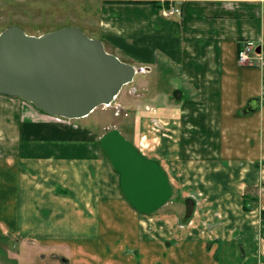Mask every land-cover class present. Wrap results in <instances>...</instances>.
I'll list each match as a JSON object with an SVG mask.
<instances>
[{
	"label": "crops",
	"instance_id": "1",
	"mask_svg": "<svg viewBox=\"0 0 264 264\" xmlns=\"http://www.w3.org/2000/svg\"><path fill=\"white\" fill-rule=\"evenodd\" d=\"M66 1L85 4L107 51L147 68L124 95V131L184 200L140 213L96 131L0 93V239L65 249L67 264H264V0ZM173 5L181 16L164 15ZM248 41L252 65L239 61Z\"/></svg>",
	"mask_w": 264,
	"mask_h": 264
},
{
	"label": "water",
	"instance_id": "2",
	"mask_svg": "<svg viewBox=\"0 0 264 264\" xmlns=\"http://www.w3.org/2000/svg\"><path fill=\"white\" fill-rule=\"evenodd\" d=\"M141 71L76 25L41 35L12 25L0 33V93L32 102L54 116L79 119L114 103ZM257 108L252 99L244 111ZM99 144L136 210L151 214L169 202L173 186L157 159L146 156L117 127L108 129Z\"/></svg>",
	"mask_w": 264,
	"mask_h": 264
},
{
	"label": "rangeland",
	"instance_id": "3",
	"mask_svg": "<svg viewBox=\"0 0 264 264\" xmlns=\"http://www.w3.org/2000/svg\"><path fill=\"white\" fill-rule=\"evenodd\" d=\"M84 5V3L67 2L66 0L57 2L33 0V2L21 1L20 3L14 0H1L0 30L3 31L9 26L18 25L28 33L32 30L76 25L81 27L85 33L89 35L88 33L90 32L84 24L85 21L81 17L82 14L79 16L80 12L78 11ZM83 14H85V12ZM77 15L79 16L78 19L75 18ZM141 76L142 75L138 73L135 76L134 83L125 85L113 104L109 106H100L85 118L72 120V124L76 127L82 125L83 127L85 126L96 131L99 140L108 129L117 127L126 138L133 141L132 136L124 131L128 121L131 123V120H133V115L130 117L126 116L128 115V112L123 109L122 102L124 95L127 94L129 90H132L135 87V84L142 79ZM132 93L137 94V89L133 90ZM105 156V152L102 149L99 150V160L103 159ZM258 160H260V157ZM259 166L264 169V158H261V164ZM83 168L81 170H83ZM58 174L59 172L51 173L55 178L58 177ZM83 176L84 172L82 171V177ZM173 190V196L169 202L161 208V210L174 211L178 208L177 201L179 202L180 200V202H183V196L177 195L178 193L175 186H173ZM247 192H249L248 198H250L248 200L249 206L252 208L258 206V209H261L260 200L257 199L256 201L251 198V196L254 197L256 193L254 194L250 191ZM177 197H179V200H177ZM192 198L196 207L200 201L199 196H192ZM181 218L185 219L186 217L182 216ZM261 218L264 219V214H262ZM184 221L185 220H183V222ZM64 250H60L57 247L46 246L37 241L32 242L30 240L10 236L6 239H0V264H67L65 261L68 259L65 257L67 255Z\"/></svg>",
	"mask_w": 264,
	"mask_h": 264
},
{
	"label": "built area",
	"instance_id": "4",
	"mask_svg": "<svg viewBox=\"0 0 264 264\" xmlns=\"http://www.w3.org/2000/svg\"><path fill=\"white\" fill-rule=\"evenodd\" d=\"M164 15L170 16V15H178L181 16L182 9L180 6H170L168 8L163 9ZM256 47L254 41H248L243 45V48L241 49L239 53V61L242 64H254V58L256 57ZM59 121H62L63 119L58 117Z\"/></svg>",
	"mask_w": 264,
	"mask_h": 264
},
{
	"label": "trees",
	"instance_id": "5",
	"mask_svg": "<svg viewBox=\"0 0 264 264\" xmlns=\"http://www.w3.org/2000/svg\"><path fill=\"white\" fill-rule=\"evenodd\" d=\"M250 206H249V203H248V199L246 200V203H245V208H249Z\"/></svg>",
	"mask_w": 264,
	"mask_h": 264
}]
</instances>
